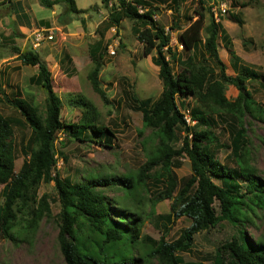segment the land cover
Segmentation results:
<instances>
[{"label": "trees", "instance_id": "1", "mask_svg": "<svg viewBox=\"0 0 264 264\" xmlns=\"http://www.w3.org/2000/svg\"><path fill=\"white\" fill-rule=\"evenodd\" d=\"M171 1L177 4L183 0ZM37 2L47 9L63 2L64 12L69 14H82L85 10L77 8L74 0ZM100 2L106 4L107 0ZM2 3L8 6L10 0H2ZM196 3L203 10L202 0ZM107 8L106 26L117 27L120 19L130 20V31L141 45L143 56L150 54V62L157 67L161 84L159 95L152 101L130 95L135 102L134 108L141 114V129H150L147 140L141 144L144 161L134 172L120 176L89 172L82 182L76 183L67 177L61 178L55 170L57 132L79 142L105 146H109L115 136L109 128L94 122V107L81 99L76 102L83 107L79 119L75 123L61 120L60 100L52 89L46 65L35 52L15 49L20 64L36 66L37 72L29 77V83L43 88L44 112L41 116L34 105L18 94L8 96L0 89V100L17 110L22 123L29 128V135L21 147L23 159L15 171L14 121L0 114V236L14 239L17 234L34 233L39 219L49 213L47 197L37 196L36 187L40 181H52L59 204L56 239L64 264H136V261L150 259L159 264H186L178 253L190 250L194 234L220 221L237 227L238 234L231 235L228 241L214 249L209 264H264V177L258 176L249 163L244 120L247 114L264 123V106L254 101L246 84L259 78V84L264 87L262 75L245 66H235L233 75L225 73V66L217 54V41L223 40L228 49L229 42L220 24L211 16L205 36L200 37L202 11L193 12L194 20L187 19L188 25L178 34L177 42L183 53L200 43L203 56L198 63L180 61L177 63L180 70L174 73L172 63L178 62V53L169 43L168 31L153 18L155 7L148 0H113ZM177 26L173 22L168 29H178ZM99 49L97 43L89 50L92 67L86 78L91 90L105 101L98 79L102 65ZM206 59L216 66L215 77L204 63ZM227 85L237 91L233 99L224 96ZM187 97H193L196 105L190 106ZM218 122L229 128L232 166L220 163L214 155L215 148L228 147L220 143L215 131L220 127ZM178 131L182 132L180 145L174 147ZM137 133L141 134V130ZM180 156L187 158L190 172L177 179L173 167L178 165ZM148 180L156 186L151 205L163 199L171 200L168 213L160 218L171 223L185 217L189 223L170 241L160 237L150 245H141L134 258L133 249L140 241L142 226L141 212L134 204ZM114 186L122 191L121 200L107 198L100 191ZM253 217L260 218L263 225L261 232L250 238L243 226Z\"/></svg>", "mask_w": 264, "mask_h": 264}, {"label": "rangeland", "instance_id": "2", "mask_svg": "<svg viewBox=\"0 0 264 264\" xmlns=\"http://www.w3.org/2000/svg\"><path fill=\"white\" fill-rule=\"evenodd\" d=\"M13 1L10 0L8 6L6 3L0 4V89L8 96L18 94L34 105L41 116L43 115L45 92L40 86L28 81L37 70L35 67L20 64L14 52L15 49L19 52L33 51L50 72L52 89L60 100V119L66 123H75L83 110V107L76 103L81 99L94 107V122L106 126L115 136L113 142L105 146L89 141L79 142L62 132H57L54 150L55 170L58 175L76 183L82 182L89 172L112 173L116 176L134 172L144 161L141 144L147 140L150 129H141V114L134 108L135 102L130 95L134 94L138 99L148 98L152 101L159 95L161 84L157 77V67L150 62V54L143 56L141 45L130 31L131 21L123 18L119 20L117 27L106 26L107 7L113 0H107L106 4L100 0H74L77 8L85 9L82 14L64 12L63 2L56 4L55 13L50 14V10L40 6L37 0H23L21 3L23 8L27 10L32 3L34 15L47 16L48 19L45 20L47 25L44 26L50 28L43 27L38 30H43V35L52 31L51 39H43L37 48H32L31 43L29 44L30 34L36 30L33 32L27 30L20 33L19 37L16 36L13 27L15 22L9 18V13L14 9ZM148 1L155 7L153 18L168 31L169 43L178 53V62L172 63L174 73L180 70V65L177 64L180 61L182 63L190 60L198 63L203 56L200 43L195 45L194 49L183 53L180 52L181 48L177 42L178 34L188 25L187 19L194 20L196 16L193 12L202 11L204 18L200 37L203 39L205 36V27L211 16L220 24L229 42L234 59L223 40L217 41V54L225 66V73L233 75L235 66H245L259 76L262 75L261 82L264 83V0H202L203 10H200L196 0H183L177 4L171 0ZM173 22L178 25V29H168ZM97 43L102 54L98 79L106 97L105 101L91 90L86 78L92 67L89 50ZM204 63L210 67L212 76L215 77L217 68L213 62L206 59ZM259 82L258 78L246 84L254 101L264 106V87ZM236 93V89L231 85L225 87L226 98L233 99ZM186 101L190 106L196 105L193 97H187ZM0 114L14 121L12 141L16 171L23 159L21 147L29 135V128L22 123L17 110L1 100ZM244 120L249 142V163L258 176L264 177V123L247 114ZM218 124L220 127L215 131L220 143L228 147L215 148L214 155L220 163L232 166L229 128L226 124L220 122ZM138 130H141V134L137 133ZM181 136L182 132H176L174 147L180 145ZM146 147H149V143ZM177 162L178 165L173 167V172L178 179L188 175L190 170L185 156H180ZM155 190L156 186L148 180L146 188L141 191L142 194L136 196L137 202L134 205L141 212L142 226L140 241L133 249L134 258L138 256L137 251L141 249V245H150L160 237L170 241L189 223V219L185 217H179L171 223L161 219V215L168 213L171 200L163 199L151 205L150 199ZM100 191L107 198L121 200L122 191L118 187H106ZM41 194L47 197L48 215L39 219L32 234H17L14 239L0 236V264H64L56 239L58 230L56 214L59 204L52 181L38 183L36 195ZM262 225L260 218L253 217L243 228L248 237L254 238L261 232ZM237 234V227L220 221L216 226L194 234L190 250L180 252L178 255L186 264L196 261L209 264L214 249L228 241L231 235ZM135 263L159 264L155 259Z\"/></svg>", "mask_w": 264, "mask_h": 264}, {"label": "crops", "instance_id": "3", "mask_svg": "<svg viewBox=\"0 0 264 264\" xmlns=\"http://www.w3.org/2000/svg\"><path fill=\"white\" fill-rule=\"evenodd\" d=\"M22 1L23 0H14L13 5H12V6H14V9H13V11H11L9 13V18H11V20L15 22L13 27H14V30H16V36H18V37H19V34L24 33V31L29 30V31L33 32L34 30L42 29L43 27H45L44 25H47L45 20L48 19L47 16L44 17V16L34 15L32 12V9H31L32 3H30L29 7L27 8V10H28L27 11L26 8H23V6H21ZM11 4H12V1H11ZM54 7H55V5L49 9L50 14L55 13ZM29 11L31 13H29ZM50 19H53V18H50ZM45 28L49 29L50 27H45ZM51 29H53V28H51ZM13 37L15 38V36H13ZM30 39H32V38H30ZM30 39H29V44L31 43ZM30 67L36 68V66H30ZM36 72H34L31 76L35 75ZM28 81H29V79H28Z\"/></svg>", "mask_w": 264, "mask_h": 264}, {"label": "built area", "instance_id": "4", "mask_svg": "<svg viewBox=\"0 0 264 264\" xmlns=\"http://www.w3.org/2000/svg\"><path fill=\"white\" fill-rule=\"evenodd\" d=\"M42 32H43V30H36L35 32H33L31 34V38H32L31 39V47L32 48H37L43 39L49 40L52 38V31H48L46 35H43ZM110 53H112V51ZM184 118L188 122V117H187L186 113H185Z\"/></svg>", "mask_w": 264, "mask_h": 264}]
</instances>
